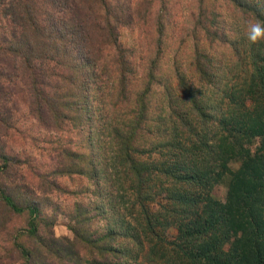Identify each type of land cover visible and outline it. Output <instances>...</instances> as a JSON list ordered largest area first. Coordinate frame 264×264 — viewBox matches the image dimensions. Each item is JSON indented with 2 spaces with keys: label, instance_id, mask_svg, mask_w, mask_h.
Here are the masks:
<instances>
[{
  "label": "trees",
  "instance_id": "obj_1",
  "mask_svg": "<svg viewBox=\"0 0 264 264\" xmlns=\"http://www.w3.org/2000/svg\"><path fill=\"white\" fill-rule=\"evenodd\" d=\"M261 2L195 0V83L175 73L179 96L164 85L152 103L159 53L137 90L118 32L152 19L158 51L167 0H0V264H264V42L246 38ZM37 128L50 147L32 167L24 143ZM74 176L93 200L47 212L41 191ZM59 215L68 237L53 232Z\"/></svg>",
  "mask_w": 264,
  "mask_h": 264
},
{
  "label": "rangeland",
  "instance_id": "obj_2",
  "mask_svg": "<svg viewBox=\"0 0 264 264\" xmlns=\"http://www.w3.org/2000/svg\"><path fill=\"white\" fill-rule=\"evenodd\" d=\"M167 2L168 3L166 4V11L164 12V18H166V30L164 32V35L162 36L161 45L157 47L158 51L156 50L155 46V40H157V37L153 31L152 26H150V24H152V19L147 20L146 23L139 29L122 28L118 32L119 43L124 47L135 49L136 56L135 60L133 61L135 69L132 77L135 78L134 84L137 90L141 89L145 82V79H147L146 73L148 71L150 61L153 58L156 59L155 53H159L157 73L159 83L163 84L161 85V87H157L153 84L151 89L152 91H154V95L150 96L149 98V101L151 100L152 103L157 102V100L159 99V94L162 92L164 85L166 86V88H164L165 90H168L174 96H179L173 80L175 73L181 74L191 83H195V80L191 75L192 51L197 45H201L198 42L199 37H197L196 39L191 37L193 24L189 22L190 20H187V15L194 13L197 10L195 0H167ZM262 3L264 4V0H262L261 4ZM211 4H213L212 9L215 10L217 18L221 20V23L224 26L227 34L229 35V30L231 31L230 35L237 33V31L239 30L235 26H237L238 21L235 19V14L232 12L231 7L220 1H214V3ZM242 51L243 49L239 48L238 52H240V55H244ZM214 52V55L219 57L222 51L220 48H218ZM12 97L15 96L13 95ZM245 105H249V100H247ZM17 106L21 107V105L19 104H17ZM148 124H146V127ZM44 135L46 134L37 128L33 133L30 134V136L34 138V143L32 144V146L30 143H28V141H25L24 143L26 153L29 155L30 160L33 162L30 163L32 167H37L38 161H40L38 153L41 150L48 149L50 147L46 145V143L42 142L44 141ZM150 135L146 131H142L137 140V144L139 145V147L143 146V149H145V151L148 150L149 144L152 139V136ZM147 156L148 154L145 153L144 157ZM39 164L43 165L44 163ZM51 164L52 163H50V165ZM48 165L49 163H47V165L45 163L44 167ZM40 169L41 168H39L38 170ZM56 184L59 189H47L41 191L42 197H45L50 201V205H48L46 210L49 213L53 212L52 205H54V207H58L59 209H61V211L67 212L71 209L74 202L88 204L89 200H93V197L90 194L93 186L80 177H62L56 180ZM224 192L225 186L223 183L217 185L214 184L211 187L210 196L215 199H221ZM159 204H162L161 197L157 198L155 202L149 204V206H152L151 208L155 209ZM124 220L130 221L131 223L133 222L132 219L128 217V215L125 216ZM65 223L66 220L64 216L59 215L53 227V232L56 236H70L65 227ZM100 225H102L100 222L96 223L94 224V228L100 230ZM163 231V234L171 240L176 236L177 233L174 226H169ZM7 264L21 263L11 262Z\"/></svg>",
  "mask_w": 264,
  "mask_h": 264
},
{
  "label": "clouds",
  "instance_id": "obj_3",
  "mask_svg": "<svg viewBox=\"0 0 264 264\" xmlns=\"http://www.w3.org/2000/svg\"><path fill=\"white\" fill-rule=\"evenodd\" d=\"M246 38L251 45L264 42V21L249 22L246 29Z\"/></svg>",
  "mask_w": 264,
  "mask_h": 264
}]
</instances>
